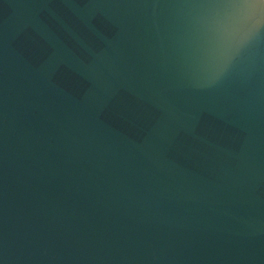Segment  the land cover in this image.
Instances as JSON below:
<instances>
[{
	"label": "water",
	"instance_id": "1",
	"mask_svg": "<svg viewBox=\"0 0 264 264\" xmlns=\"http://www.w3.org/2000/svg\"><path fill=\"white\" fill-rule=\"evenodd\" d=\"M0 264H264V0H0Z\"/></svg>",
	"mask_w": 264,
	"mask_h": 264
}]
</instances>
